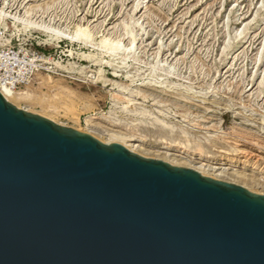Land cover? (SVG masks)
<instances>
[{
    "label": "rangeland",
    "instance_id": "374dc122",
    "mask_svg": "<svg viewBox=\"0 0 264 264\" xmlns=\"http://www.w3.org/2000/svg\"><path fill=\"white\" fill-rule=\"evenodd\" d=\"M4 1L0 0V6ZM8 2L12 3L11 9L20 10L24 0ZM46 2L31 0L32 4ZM55 8L57 25L74 28L80 22L89 23L101 27L102 33L124 34V22L132 24L140 19L144 30L139 32L134 58L126 64L119 58L112 66L98 65L95 58L82 57L83 53L92 51L85 45L63 39L58 46H49L42 32L10 33L1 25L4 18H0V29L5 30V39H10L9 44L1 46L13 45L18 40L54 62H75L78 65L75 70L86 68L89 78L81 74L72 78L54 67L42 74H52L56 81L71 86L76 96L59 99L54 97L57 91L52 86H40L33 80V95L43 101L11 104L61 127L89 134L104 144H112L108 143L109 130L121 131L134 137L128 142L129 148L124 146L134 154L175 167L199 169L202 176L264 195V0H66ZM139 29L135 27L134 32ZM237 31L241 36L235 38ZM71 50L74 56H70ZM159 61L166 68L177 64L180 76L152 70V65H159ZM100 68L104 69L102 75L112 80L106 85L94 79L99 76ZM126 72L134 76L131 89L148 94V99L126 92L134 100L129 105L127 100L113 97L122 93L113 82L121 83ZM177 92L187 94L188 99H181ZM71 100L76 102L75 106ZM47 105L69 106L72 113H80V121H73L72 113L62 108L60 113H52L45 108ZM91 115L102 123L95 133L86 129L85 119ZM171 127L178 133L168 132ZM181 129L187 131L188 138L179 134ZM136 141L143 142L142 149L134 147ZM195 143L203 145V153H199ZM201 164L207 166L203 168ZM238 172L252 180L239 177Z\"/></svg>",
    "mask_w": 264,
    "mask_h": 264
},
{
    "label": "water",
    "instance_id": "95a60500",
    "mask_svg": "<svg viewBox=\"0 0 264 264\" xmlns=\"http://www.w3.org/2000/svg\"><path fill=\"white\" fill-rule=\"evenodd\" d=\"M0 264H264V195L104 144L0 92Z\"/></svg>",
    "mask_w": 264,
    "mask_h": 264
},
{
    "label": "bare ground",
    "instance_id": "6f19581e",
    "mask_svg": "<svg viewBox=\"0 0 264 264\" xmlns=\"http://www.w3.org/2000/svg\"><path fill=\"white\" fill-rule=\"evenodd\" d=\"M44 1H47V2L44 3V4H32L31 0H24V3L22 4L21 9L19 10L17 8V9H15L16 10V12H15L14 9H11V6H12L11 4L12 3H9L8 0H5L2 3V5L0 6V18H4L3 21H1V25L5 28V30L7 32H10V33L18 32V34H19L21 32H24V33L29 32L32 35V31L33 30L40 31V32L43 33L42 35H44L47 38L45 44L49 45V46H53L55 44L58 46V43L61 42L63 39H68V40L71 41V43H79V44L85 45V46L91 48L92 51H90L89 54L83 53L82 57H84V58H86L88 60L95 58V61L97 62L98 65L101 64V63H105L106 65H111L112 66V64L114 63V60L119 59V58L121 59L122 64H126L129 59L134 58V51H136V49H137L136 47H137V41H138L139 32L144 30L143 24L140 23V19L133 21L132 24L124 22L123 23L124 34H120V35L113 34V33H110V32H106V33L103 32L102 33L100 31L101 27H99V28H96V26L92 27L91 24H89V23L85 24V23H81L80 22L78 24H75L74 28H72L71 26H68V25H57L55 23V19L57 18V15H56V12H55V10H56L55 7H56V5H59L62 1H66V0H53V1L52 0H44ZM136 6L138 8L140 6V2ZM137 26H139L140 29L137 30L136 32H134V28L137 27ZM12 35L13 34H11L10 36H12ZM235 35H236L235 38H238V37L241 36V34L239 32L237 34L235 33ZM125 36H128L127 39L129 41H128L127 44L124 42ZM98 38H100V39H98ZM243 38H244V36H243ZM1 43L2 42H0V45H7V44L10 43V39L7 38V39H5L3 41L2 44ZM69 54H70V56H74L75 55L73 50L69 51ZM105 56H109L112 59L110 61L109 60H105L104 59ZM259 59H260V56H259ZM44 61L47 64L48 63L51 64L52 65V69L55 67L58 70V72L61 71V72L67 73L72 78H74L73 77L74 74H81V75L85 76V79H89L88 75H87L86 68H81L78 71L75 70L78 67V65L75 62L69 61L67 64H62L60 62H54L53 60L48 59V58H46ZM135 61L138 62L139 60L135 59ZM139 63H140V61H139ZM163 64H164L163 61H159V65L154 64V65H152L151 69L152 70L155 69L157 71L159 70V71L165 72L169 76H175V77H179L180 76L178 74L177 70H176L177 64L176 65H170L167 68L164 67ZM103 71H104V69L100 68V70L97 72L99 74V76L98 77L95 76L94 79L97 80L96 82L102 81L103 85H106V83L108 81L110 82L112 80L111 79H109V80L106 79L105 76L102 75ZM92 73H94V72H92ZM154 75L156 76V74H154ZM93 76H94V74L91 77H93ZM160 77H162V76H160ZM133 78H134V76L132 75V72H126V75L123 76L124 80L121 83H118L116 81L113 82V85L118 87V89L122 92L121 94H118V93L114 94L113 97L115 99H117L118 101L127 100L129 105H130L131 103L134 102V100H133L132 97H127L126 92H129L131 96L136 94L138 96L143 97L144 99H148L149 98L148 94L143 93L141 90L135 91V90L131 89V83L134 81ZM34 80L40 86H43V85L52 86L55 89V91H57V93H55L54 97H57L59 99H62V98L63 99H66V98H70L71 99V97L76 96V91L71 86L64 85V84L60 83L59 81H56L52 74L44 75L42 73H38V75L35 77ZM88 81H90V80H88ZM153 81H155V80H151L150 82L152 83ZM127 82H130V84H127ZM92 83L95 84V82H92ZM261 83H262V81H261ZM158 84H160V83H158ZM31 85H32V83L28 84V86H26V89L23 90V91H13L9 86L0 85V92L3 94V96L9 102H14V101H25V102H28V103L42 102L43 98L42 99H38L39 97L37 98V96L35 97V95H33V91L31 89L32 88ZM262 86H263V84H262ZM166 88H172V87H168L167 86ZM202 90L204 91V88ZM236 90H238V89H236ZM173 91H175V90H173ZM205 91H204V93H205ZM112 94H113V92H112ZM177 95L181 99H184V100L188 99L187 94H185V93L183 94V92H177ZM77 96H79V95H77ZM71 101L73 102L72 105L75 106L76 102H74L73 100H71ZM45 108L48 109L50 112L57 113V114L60 113L61 108L64 109L67 113H72V111L69 108V106L60 107V106H56V105H47V106H45ZM86 109L89 110V107L86 108ZM127 111H129V110H127ZM79 115H80V113H77V112L76 113H72L70 115V118L73 121H75V122H79L80 121V116ZM85 124H86V129L89 131V133H92V132L95 133L96 131H98L99 127L102 126V123L100 122V119L98 117L93 116V115L88 116L85 119ZM168 132H170L173 135H175V133H178V131L174 130V127H171L170 131H168ZM179 134L182 137H185V139L189 137L187 131L184 130V129H181ZM133 138H131L130 136L124 134L121 131L109 130L108 131V140H109V142L108 141L107 142L108 143H116L117 142V143H119V144H121L123 146L128 147V142H132ZM189 140L190 139H187L188 142H189ZM136 142L137 143L134 144L135 145L134 147L142 149L143 142H141V141H136ZM225 142H227V140ZM185 143H187V142H185ZM196 143H195V145H197L199 153L200 154L203 153V150H204L203 145L202 144H196ZM192 144H194V143H192ZM129 146H131V145H129ZM234 147H236V146H234ZM166 150H167V148H166ZM243 153H244V151H243ZM165 154H167V152ZM230 155L231 154H229V157H230ZM233 156H234V154H233ZM224 158H226V157H224ZM245 158H247V157H245ZM254 160H256V159H254ZM175 161H177V160H175ZM243 161L245 162V160H243ZM248 163L249 162L247 161V164ZM255 163L256 162H254V164ZM201 166L204 168V166L206 167L207 165L201 164ZM206 170H209V169L205 168V171ZM197 171L201 173V171H199V169ZM213 171H216V170H213ZM221 173H223V172H221ZM230 175H232V173ZM237 175L239 177H242L243 179L249 180L244 174H242L240 172H238ZM234 177H237V176H234ZM251 180L252 179H250L249 181H251Z\"/></svg>",
    "mask_w": 264,
    "mask_h": 264
},
{
    "label": "built area",
    "instance_id": "2783aa9c",
    "mask_svg": "<svg viewBox=\"0 0 264 264\" xmlns=\"http://www.w3.org/2000/svg\"><path fill=\"white\" fill-rule=\"evenodd\" d=\"M6 38L0 29V42ZM46 55L19 44L0 45V85L9 86L13 91L25 88L36 74L50 72L52 65L45 63Z\"/></svg>",
    "mask_w": 264,
    "mask_h": 264
}]
</instances>
